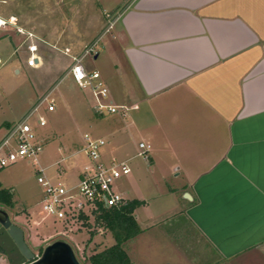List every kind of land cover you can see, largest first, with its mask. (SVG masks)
Wrapping results in <instances>:
<instances>
[{
  "label": "crops",
  "instance_id": "crops-1",
  "mask_svg": "<svg viewBox=\"0 0 264 264\" xmlns=\"http://www.w3.org/2000/svg\"><path fill=\"white\" fill-rule=\"evenodd\" d=\"M111 2L105 32L114 30L107 44L113 76L125 90L116 102L107 85L110 100L127 112L142 111L126 124L125 115H97L94 100L89 113L80 100L91 137L125 145L141 132L159 147L167 163L164 177L183 181L169 190L167 206L156 207L155 196L141 201L154 218L172 211L192 226L201 249L196 257L264 264V0ZM36 54L34 68L43 64ZM49 71L56 72L55 63ZM67 76L68 70L60 81ZM178 255L190 261L180 250Z\"/></svg>",
  "mask_w": 264,
  "mask_h": 264
},
{
  "label": "rangeland",
  "instance_id": "rangeland-1",
  "mask_svg": "<svg viewBox=\"0 0 264 264\" xmlns=\"http://www.w3.org/2000/svg\"><path fill=\"white\" fill-rule=\"evenodd\" d=\"M111 4V0H0V18L6 21V25L0 27L3 29L0 31V138L7 135L49 89L52 91L47 102L53 103L55 108L49 112L44 103L28 120L36 140L42 145L37 160L17 161L0 170V188L9 190L13 203L12 207L4 208L12 221L30 236L29 243L33 248H39L49 240H63L70 244L82 262L95 251L112 245V236L95 225L92 216H88L89 226L78 218L60 220L46 216L42 211L43 190L37 177L38 169L43 168L52 183L73 185L78 173L89 162L81 149L84 135L91 136L90 120L87 118L84 122V115L78 109L81 100L90 113L92 96L87 90L80 89L70 76L60 81L73 57H79L84 48L96 43L94 50L99 57L94 59V55H88L83 59L84 66L96 69L104 76L116 102L124 96L125 89L113 76L115 61L107 44L114 30L110 28L105 32L113 18L112 11L106 10ZM10 16L15 19H9ZM17 26L21 33L17 32ZM29 45H35L42 57L40 67L26 65ZM66 49L71 53L66 54ZM54 63L56 72L52 74L49 70ZM141 111L127 112L123 118L125 123ZM38 116L45 120L44 127L38 125ZM146 141L140 132L134 133L125 145L105 142L100 151L101 159L105 163L130 159L129 175L113 185V190L124 200L148 202L155 196L152 203L156 207L167 206L170 204L169 190L181 185L183 179L164 177L167 163L161 158L159 147L150 141H147L151 146L147 159L139 156L138 145ZM150 212L145 205L136 209L134 216L142 232L123 245L133 264L215 263L214 257H196L201 252L194 241L196 232L175 212L166 213L170 216L167 220L166 215L159 214L154 218ZM178 250L190 261L180 258Z\"/></svg>",
  "mask_w": 264,
  "mask_h": 264
},
{
  "label": "built area",
  "instance_id": "built-area-1",
  "mask_svg": "<svg viewBox=\"0 0 264 264\" xmlns=\"http://www.w3.org/2000/svg\"><path fill=\"white\" fill-rule=\"evenodd\" d=\"M6 21L0 19V27L5 26ZM21 33V30L18 29ZM84 48L81 56L73 57L68 74L73 82L83 90L90 92L93 97V110L97 115H125L128 107L116 105L110 100V93L105 81L99 72L87 70L83 59L88 55H96L94 46ZM26 65L30 68L38 66L39 57L36 54V46L29 45ZM68 54L69 50L66 49ZM47 103V111L54 109L53 103L42 99L21 121H19L7 135L0 139V170L25 159L37 160L42 151V145L36 140L28 120L35 115L38 108ZM45 120L38 116V125L45 126ZM84 147L81 149L88 158V164L77 175V182L66 186L63 183H52L44 174V169H38L37 182L43 190L42 211L46 216H54L56 219H77L80 214L91 216V211L98 206L105 208L118 207L123 204V197L113 190L114 183L130 173L127 161L109 163L102 161L101 148L104 140L84 135ZM141 152L139 156L147 159L149 147L144 143L139 144Z\"/></svg>",
  "mask_w": 264,
  "mask_h": 264
},
{
  "label": "trees",
  "instance_id": "trees-1",
  "mask_svg": "<svg viewBox=\"0 0 264 264\" xmlns=\"http://www.w3.org/2000/svg\"><path fill=\"white\" fill-rule=\"evenodd\" d=\"M0 205L12 207L11 193L7 189L0 188ZM144 205V202L137 199L124 200L123 204L118 207L105 208L98 206L97 209L91 211L94 218V224L102 227L110 233L114 243L100 251H95L81 264H133L123 249V245L138 236L142 230L140 229L134 213L137 208ZM78 219L84 221L86 226L88 216L80 214ZM92 237L93 233L90 234Z\"/></svg>",
  "mask_w": 264,
  "mask_h": 264
},
{
  "label": "water",
  "instance_id": "water-1",
  "mask_svg": "<svg viewBox=\"0 0 264 264\" xmlns=\"http://www.w3.org/2000/svg\"><path fill=\"white\" fill-rule=\"evenodd\" d=\"M183 198L191 200L185 193ZM40 253V255L36 254ZM0 264H81L70 244L63 240L32 249L23 229L0 207Z\"/></svg>",
  "mask_w": 264,
  "mask_h": 264
},
{
  "label": "flooded vegetation",
  "instance_id": "flooded-vegetation-1",
  "mask_svg": "<svg viewBox=\"0 0 264 264\" xmlns=\"http://www.w3.org/2000/svg\"><path fill=\"white\" fill-rule=\"evenodd\" d=\"M38 255H40V253H38Z\"/></svg>",
  "mask_w": 264,
  "mask_h": 264
}]
</instances>
